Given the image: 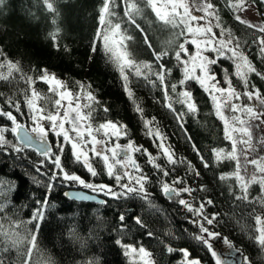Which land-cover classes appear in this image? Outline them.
<instances>
[{"label":"snow or ice","instance_id":"snow-or-ice-1","mask_svg":"<svg viewBox=\"0 0 264 264\" xmlns=\"http://www.w3.org/2000/svg\"><path fill=\"white\" fill-rule=\"evenodd\" d=\"M118 3L123 5L122 16L115 11ZM42 4L47 12L54 14L55 23L59 16L55 0H42ZM7 7L8 0H0V12ZM146 9L154 14L155 22L170 31L169 38L159 50L137 21V17L147 18ZM224 13L243 26L242 34L224 26ZM252 14H257V18H253ZM97 20L89 48L92 52H99L102 48L106 62L117 69L124 93L140 114L147 134L153 137L159 151L153 155L131 138L121 144L120 138L128 135L126 124L112 119L94 122L93 112L100 106V101L91 82L85 84L77 81L78 89L74 91L46 67L36 70L37 75L30 74L19 60L10 58L0 48V80L10 85L23 81L26 85L25 88L14 85L9 93L0 92L3 98L0 118L6 121L0 124V158L8 167L25 168L27 165L25 175L34 184H42L47 192H51L57 183H70V186L80 185L92 192L103 193L117 202L140 199L150 208H155L148 188L152 177L144 171L134 155L142 152L156 172L160 191L191 214V223L199 229L192 234L193 239L199 241L202 249L210 254L212 264H230L213 243V238L220 236L213 227L219 224L217 217L220 213L205 214L207 205L215 204V200L205 195L197 204L193 196L196 189L183 176L174 175L171 180L165 179L176 171L178 163L184 161L177 160L173 148L166 143L167 138L154 123L156 118L144 116L131 85L135 77L153 88L159 87L163 92L165 107L183 128V118L189 114L196 115L200 110L191 86V82H195L210 100L215 116L222 122L223 137L230 142V148L212 147L211 157L207 158L191 135L187 139L192 141V147L205 169L210 167V160L216 165L224 161L234 162L232 170L220 171L218 176L221 182H228L227 191L234 206L247 207L253 201L264 204V128H261L264 125V88L253 79L254 76L264 81V68L258 67L256 62L258 60L264 64V0H102ZM133 26L142 34L143 43L151 50L154 60H138L129 50L128 42L135 39L129 31ZM215 29H219L218 34ZM61 31V27L56 25L49 33L53 47L57 49L61 47L58 42ZM249 49L255 51V58L249 55ZM64 50H68L67 45H64ZM168 56L174 58L180 71V77L170 84L168 81L173 68L164 61V57ZM221 58L230 61V66H225ZM154 64L157 66L155 69ZM32 67L35 69L34 65ZM233 76L239 82V88L234 84ZM37 81L45 82L48 92L53 93L55 98L37 90ZM18 93L22 94V100ZM176 103L182 106L179 110L174 106ZM103 110L109 111L107 105H103ZM257 129H260L259 135ZM9 131L14 139L6 136ZM50 133L56 137L55 144L49 139ZM66 145H70V158L82 163L92 177L103 172L114 183H95L69 170L62 161ZM26 149H34L42 158L33 161ZM93 156L99 158L102 164L99 171L94 166ZM160 156L166 159L167 165L172 166L171 169L157 162ZM186 172H191L195 177L201 175L190 160L187 161ZM252 185H258L256 196L250 194ZM198 189L207 192L203 183L198 185ZM14 191H17V184L0 177V264H58L38 240L49 207L47 194L35 199L36 207L31 215L23 217L20 210L26 205L15 202L12 198ZM182 193L188 194L191 199ZM64 196L95 199L79 191L65 192ZM19 198L20 194L17 193L16 199ZM100 203L106 201L101 200ZM249 214L254 219V232H250L249 236L264 251V213L256 214V209L252 208ZM129 219L141 228L147 227L141 215L128 217L126 211H120L118 235L124 236L130 231ZM67 234L84 244L83 238L73 228H69ZM146 235L154 237L155 233L148 231ZM223 241L228 246L227 254L241 251L227 237ZM160 243L164 244L163 241ZM115 244L120 246L131 264H157L154 253L143 243H126L117 238ZM164 247L168 254L177 250L182 254L180 264H205L204 259L193 255L188 247L176 249L171 244H164ZM86 264H100V258L93 257ZM242 264H252V259L243 255Z\"/></svg>","mask_w":264,"mask_h":264},{"label":"trees","instance_id":"trees-1","mask_svg":"<svg viewBox=\"0 0 264 264\" xmlns=\"http://www.w3.org/2000/svg\"><path fill=\"white\" fill-rule=\"evenodd\" d=\"M101 2L102 0H55L59 16L53 23L54 14L44 9L42 0H8L7 9L0 12V48H3L10 58L19 60L21 66L30 74L37 75L39 73L36 70L46 67L64 80L66 85L74 91L78 89L77 81H82L85 84L91 82L100 101V106H97L93 112L94 122L112 119L126 124L128 135L121 137L119 141L124 144L131 138L135 144L142 145L155 155L159 149L153 143V137L147 134L140 114L136 112L132 101L124 93L117 69L106 62L102 48L99 52H92L89 48L91 38L98 25L97 14ZM115 11L122 16L123 5L118 3ZM223 15L224 26L233 28L237 34H242L243 26L234 21L227 13ZM145 16L147 18L137 17V21L146 29L154 46L159 50L163 46V42L169 38L170 31L161 23L155 22L154 14L150 9L145 10ZM56 25L62 29L58 40L61 45L59 49L53 47V41L49 35ZM125 26L122 25V27ZM129 31L135 37L133 41L128 42L129 50L134 57L138 60H154L151 50L143 43L142 34L138 30H134V26ZM64 45H67V51L64 50ZM248 51L249 55L255 58V51L253 49ZM164 61L168 67L173 68L168 81L170 84L173 79L180 77L179 67L176 66L175 60L171 56L164 57ZM223 62L226 63L225 66H230L227 61ZM256 62L258 67L264 68V64L258 60ZM33 65L35 69H33ZM156 67L154 64L153 68ZM253 79L258 86L264 88V81L254 76ZM234 83L238 88L240 87L235 78ZM14 85L15 82L10 85L6 81L0 80V92L9 93ZM131 86L144 110V116L149 119L153 116L156 118L154 123L167 138L166 143L173 148L177 160L184 161V163H178L176 171L165 179L171 180L174 175L183 176L187 183L196 189L193 196L195 197L194 202L197 204L200 198L205 195H210L215 200V204L207 205L205 214L220 213V216L217 217L219 224L213 226L220 233L218 236L220 240H216L220 251L225 247L223 238L227 237L236 249H241L239 252L234 251L239 256L240 264H242L243 255H248L252 259V264H264V251H261L249 236L250 232H254V219L249 213L252 208L256 209V214L264 213V204L253 201L247 207L234 206L227 191L228 182H221L218 179L219 172L232 170L234 162L224 161L220 165H216L210 160V167L205 169L192 147V141L187 139V136L191 135L192 140L207 158L211 157L210 149L212 147L230 148V142L223 137L222 122L215 116L206 94L199 89L195 82H191L194 95L199 101L200 110L196 115L189 114L184 117V127L182 128L174 114L165 107L163 92L159 87L153 88L152 85L142 80L137 81L135 77H133ZM15 87L25 88L26 85L21 81ZM35 87L42 94L55 98L53 93L48 92L45 82L37 81ZM18 96L21 100L23 99L22 94L18 93ZM2 102L3 98L0 97V103ZM103 105H107L108 112H104ZM174 106L178 110L182 107L179 103ZM24 110L27 111L26 108ZM5 122L3 118H0V124ZM6 136L9 139H14L10 131L6 133ZM25 151L30 154L33 161L42 158L38 157V154L31 149ZM134 155L144 171L149 172L152 177L148 188L150 199L156 205L155 208H150L140 199L117 202L111 197L101 196L106 203L74 201L65 197L64 193L70 189L81 188L78 185L70 186V183H57L51 192H47L42 184H34L30 177L25 175L27 165L25 168L8 167L2 158H0V177L11 179L17 184V191L12 193V198L17 204L26 205L20 210L23 217L31 215L32 209L36 207L35 199L47 194L49 207L46 209L45 221L42 224L38 240L52 254L58 264H69L70 261L71 264H77V262L86 264L93 257H99L100 264H131L123 255L120 246L115 244L117 238L123 239L126 243H143L154 253L157 264H180L182 254L178 250L168 254L164 244H171L176 249L188 247L193 255L202 257L205 264H212L210 254L206 249H202L199 241L193 239L192 234L198 232L199 229L197 225L191 223L189 218L191 214L175 200H169L160 191V187L156 183V172L147 163V156L142 152H136ZM70 156V148L66 145L62 161L69 170L75 171L95 183H114L103 172L97 177H92L87 173L82 163L76 162ZM189 160L200 171L199 177H195L191 172H186V164ZM157 162L170 169L172 167L167 165L163 156L158 157ZM93 163L98 171L102 168L99 161L93 159ZM200 183L206 185L207 192L198 189ZM258 190V185H252L250 194L256 196ZM17 193L20 194L19 199H16ZM182 195L191 199L186 193H182ZM236 204L239 205L240 202L237 201ZM120 211H126L128 217L141 215L147 227L141 228L135 224L134 220L129 219L130 231L124 236L118 235ZM69 228H73L79 233L84 240L83 245L79 240H74L67 234ZM148 231L154 232L155 236H147L146 232ZM160 241H163L164 244Z\"/></svg>","mask_w":264,"mask_h":264},{"label":"rangeland","instance_id":"rangeland-1","mask_svg":"<svg viewBox=\"0 0 264 264\" xmlns=\"http://www.w3.org/2000/svg\"><path fill=\"white\" fill-rule=\"evenodd\" d=\"M197 14H200V13H197ZM252 16H253V18H257V14H252ZM215 31L217 32V34L219 33V29H215ZM221 61L223 62V61H226V60H224V58H221ZM228 63H230L231 64V62L230 61H227ZM224 63V62H223ZM224 64H226V63H224ZM234 78H235V76H233ZM234 78H233V82H234ZM236 79V78H235ZM235 84V83H234ZM48 86V85H47ZM245 100H246V98H245ZM45 123H47V122H45ZM261 128H264V125H262L261 126ZM259 133H260V129H257V135H259ZM49 139H50V141L53 143V144H55V140H56V137L55 136H53L51 133L49 134ZM115 141V138H113V142ZM120 142V141H119ZM121 143V142H120ZM122 144V143H121ZM69 146V148H70V145H68ZM54 150H55V148H54ZM91 155V154H90ZM95 160V161H99V158H97V157H92V160ZM79 187H81V188H76V189H82V190H85V191H87V192H89V193H91V194H95V195H97V196H99V197H101V196H103V197H108V196H106V195H104L103 193H100V192H92L90 189L88 190V189H85V188H83L82 186H80V185H78ZM102 198V197H101ZM216 240H220L218 237H216V238H213V243H214V245H215V247H216V249L221 253V255H222V257L225 259V260H227V261H230V262H237L238 264H240V262H239V256H238V254L237 253H235L234 251L229 255V254H227V250H228V246H226V244H225V247L222 249V251H220L219 249H218V247H217V244H216ZM235 254V255H234ZM236 256V257H235ZM235 257V258H234ZM128 259V258H127ZM128 261H129V259H128ZM130 262V261H129ZM131 263V262H130Z\"/></svg>","mask_w":264,"mask_h":264},{"label":"water","instance_id":"water-1","mask_svg":"<svg viewBox=\"0 0 264 264\" xmlns=\"http://www.w3.org/2000/svg\"><path fill=\"white\" fill-rule=\"evenodd\" d=\"M34 151V149H31ZM76 191H79V192H83L85 193L86 195H89V196H93L95 197V199H92V200H81V199H73V198H70V197H67L71 200H74V201H78V202H95V203H100L101 200H103L101 197L95 195V194H91L85 190H82V189H70V190H67L66 192H76ZM230 264H238L237 262H230Z\"/></svg>","mask_w":264,"mask_h":264}]
</instances>
